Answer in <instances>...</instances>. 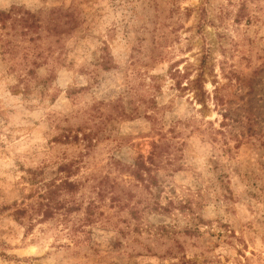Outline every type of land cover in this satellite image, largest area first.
Returning <instances> with one entry per match:
<instances>
[{
    "label": "rangeland",
    "instance_id": "obj_1",
    "mask_svg": "<svg viewBox=\"0 0 264 264\" xmlns=\"http://www.w3.org/2000/svg\"><path fill=\"white\" fill-rule=\"evenodd\" d=\"M0 264H264V0H0Z\"/></svg>",
    "mask_w": 264,
    "mask_h": 264
}]
</instances>
